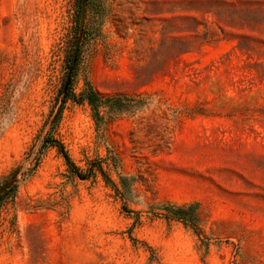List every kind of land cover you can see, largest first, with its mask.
<instances>
[{"label":"rangeland","instance_id":"obj_1","mask_svg":"<svg viewBox=\"0 0 264 264\" xmlns=\"http://www.w3.org/2000/svg\"><path fill=\"white\" fill-rule=\"evenodd\" d=\"M0 264H264V0H0Z\"/></svg>","mask_w":264,"mask_h":264},{"label":"water","instance_id":"obj_2","mask_svg":"<svg viewBox=\"0 0 264 264\" xmlns=\"http://www.w3.org/2000/svg\"><path fill=\"white\" fill-rule=\"evenodd\" d=\"M82 21H83V15H82ZM79 46L80 45L78 44L75 51H74V54H73V58H72V62H71V71H72L73 66L75 65V63L77 61V57H78V53H79Z\"/></svg>","mask_w":264,"mask_h":264},{"label":"trees","instance_id":"obj_3","mask_svg":"<svg viewBox=\"0 0 264 264\" xmlns=\"http://www.w3.org/2000/svg\"><path fill=\"white\" fill-rule=\"evenodd\" d=\"M67 160H68V162H70L69 159H68V157H67Z\"/></svg>","mask_w":264,"mask_h":264}]
</instances>
